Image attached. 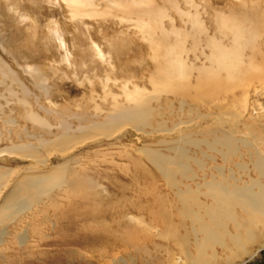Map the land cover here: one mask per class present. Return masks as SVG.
Returning <instances> with one entry per match:
<instances>
[{
	"label": "bare ground",
	"instance_id": "6f19581e",
	"mask_svg": "<svg viewBox=\"0 0 264 264\" xmlns=\"http://www.w3.org/2000/svg\"><path fill=\"white\" fill-rule=\"evenodd\" d=\"M26 1L36 6V0ZM43 1L51 2V0ZM64 1L69 8L70 18L77 21L76 24L73 22L74 30H78L81 23L86 32L88 31L89 24L82 22L84 17H98L121 27L120 35H117L119 38H109L105 43L108 46L106 52L110 55L128 49L129 44L133 43L132 39L130 42L131 34L128 31L134 28L137 34L134 38L139 36L146 42L150 51L149 59L153 64L149 76L139 75L137 69L131 66L123 69L121 66L118 67L121 71L118 70L120 72L117 77L112 78L114 82L119 83L118 90L108 87L111 78L102 80V94L91 92L86 104L90 101L93 104L92 111L102 112L106 109L108 113L102 116L103 122H91L89 128L106 130L125 122L141 127L151 126L152 121L164 114L163 110H171L170 104L174 101V97L189 101L196 107L204 106L207 102L217 104L229 97L234 98L231 95L236 89L242 88L241 90L246 91L252 81H257L259 84L264 82V7L261 6L264 0H236L239 3L226 0L223 9L212 8L208 0H201L200 3L204 4L201 8L203 12H200L196 0ZM20 2L6 0L5 7L0 6L2 19L0 22V140L6 138L5 132H11L16 137L17 129L12 127L17 125L15 121L36 123L45 129H48L47 121H59L62 139L66 140L71 135L67 119L85 124V121L98 118V114L88 112L83 108L86 105L78 102L74 103V107L79 109L78 112H72L70 106H58L54 102L58 96L65 97V95L58 91L51 92L46 86L49 75L37 62L44 57V51L52 52L64 48V27L62 29L56 23L52 24L49 21L45 33L39 36L36 19L33 17L35 7L21 5ZM87 34L89 44H83V48L77 53L78 60L74 63L75 76L93 72L97 67L96 59H103L105 56L103 50L92 39V35ZM40 38L44 39V43L40 42ZM62 59L67 60L65 55ZM47 68L54 75L59 72L53 66ZM110 75L112 77L113 74ZM37 90L40 94H37ZM256 90L258 89L255 88ZM246 92H243L238 103L241 104L246 100ZM96 97H99L98 102L101 100V103L94 100ZM48 104H54L58 109H51ZM198 117H201V114ZM83 127L85 129L86 124ZM195 140L198 142L197 139ZM196 141V144L190 139L186 142L195 146L198 144ZM238 141L232 136L217 135L204 145L208 151L222 148L223 152L218 150V153H223V162L227 164L229 161L226 158L237 153ZM26 145L12 146L15 149L27 147ZM175 151V156L169 158L150 150L142 152L152 161L157 173L171 185H174V176L181 175L184 178L189 171L187 164L191 159L182 148ZM252 166L251 174L254 176H249L244 173L246 170H242V175L238 177L226 171L227 174L229 173L227 175L221 168L216 167L217 175H206L208 179L202 185L194 184L195 187L191 185L194 188L185 185L178 187L177 184L180 182L175 181L174 201H170L171 198L168 201L157 195L158 197L153 200L156 201L154 204L159 205V209H155L154 204H145L148 207L140 206L142 211L139 210L140 212L137 213L146 211L149 224L145 223L144 217H131L130 221L143 225L147 234L151 233V229L161 228L158 236L170 246L166 249L169 262L175 260V263L182 261L184 264H235L249 254L247 248L253 243H264V240L260 241L261 237L264 238V154L262 152L254 155ZM205 171L209 172V170ZM139 173L144 179L154 178L155 174L144 168H139ZM88 174L85 167L75 171L72 166H67L61 171H53L51 175L47 173L42 180L39 178L42 182L38 190L39 195L58 188L57 192L49 197L48 202L40 204V200L35 201V212L43 214L49 209H56L63 202L80 196L92 200L94 193L88 183ZM190 180L194 179L190 177ZM138 192L137 197L142 200L150 198L153 190L146 188ZM114 205L117 204L104 206L103 210L110 209L111 212L113 211L111 209H114L113 214L116 216L120 208ZM123 206L121 209H124ZM138 207L137 205L135 208ZM256 226L262 227V234L253 231ZM130 235L128 233L122 236L123 240L121 239L120 243L123 246L126 240L133 241L134 236L132 235L131 238ZM102 243L104 244L103 241ZM99 254L102 255L101 252Z\"/></svg>",
	"mask_w": 264,
	"mask_h": 264
},
{
	"label": "rangeland",
	"instance_id": "374dc122",
	"mask_svg": "<svg viewBox=\"0 0 264 264\" xmlns=\"http://www.w3.org/2000/svg\"><path fill=\"white\" fill-rule=\"evenodd\" d=\"M18 1H21V5H30L26 0ZM196 1L201 9L204 4L200 3L201 0ZM225 1L208 0L209 5L215 9H223ZM5 2L6 0H0V6L5 7ZM36 2V6L33 5L35 7L33 17L36 19L39 36L45 33L49 21L52 24L56 23L62 29L64 27V48L52 52L44 51L42 61L37 62L49 75L46 86L51 92L58 91L65 95V97L58 96L54 102L58 106H70L72 112L79 111L74 107V103L78 102L86 105L83 108L88 112L98 114V118L85 121V129L84 122L67 119L69 134L71 133L66 138L67 141L62 139L59 121H47L48 129L36 123L15 121L17 125L12 127L17 129L16 137L11 132L4 133L6 138L0 140V264H184L182 261L175 263V260L169 262L166 249L170 246L160 240L158 236L160 227L151 229V233L147 234L143 225L131 222L130 218L144 217L145 223L149 224L146 211L137 213L142 211L140 210L142 206L148 207L146 205L154 204L156 201L153 199L159 195L160 198L167 200L171 198L170 201H174L175 181L180 182L177 184L178 187L202 185L208 179L206 175H217L216 167L221 168L225 174L227 172L234 174L235 177L241 176L242 170H246L245 174L254 176L251 174L254 155L258 152L264 154V82L259 84L257 81H252L250 88L246 89L248 93L245 89H236L231 95L234 98L229 97L224 102L221 101V104L217 103L218 105L207 102L204 106L196 107L189 101L174 97V101L170 104L171 110H163L164 114L152 121L151 126L141 127L125 122L118 125L120 127L115 126L106 130L89 128L91 122H103L102 116L108 113L106 109L105 112L102 111L104 114L101 111H92L93 104L90 101L86 104L91 92L101 95L102 80L107 77L111 78L108 87L118 90L119 83L114 82L113 79L123 67L131 66L137 69L139 75L149 76L153 64L149 59L148 45L139 36L134 38V35H137L136 30L130 28L128 32L131 34L130 42L132 39L133 43L129 44L126 51L110 55L106 52L105 43L109 38H119L117 35H120V26L98 17H84L82 22L89 24L88 31L86 32L81 23H79L80 28L74 30L73 26L77 21L70 18V11L64 0H51L50 3L43 0ZM234 2L239 3L236 0ZM261 6L264 7V4ZM200 12L203 10L201 9ZM87 33L92 35V39L103 50L105 56L103 59H96L97 67L93 72L86 73L87 76L85 73L75 76L74 63L78 60L77 53L83 48V44H89ZM40 42L44 43V39L40 38ZM186 46L188 48V45ZM64 55L67 60L62 59ZM51 66L59 70L56 75L47 68ZM109 73L113 74L112 77ZM254 87L258 89L257 92ZM147 88L151 89L148 84ZM243 92L247 93L246 100L240 104L238 99H241ZM37 94L40 92L38 91ZM98 99L99 97H96L94 100L98 102ZM58 106L48 104V107L54 110L58 109ZM200 114L201 117H198ZM217 135L232 136L233 139L239 140L236 143L237 153L226 158L229 161L227 164L223 162L221 147L216 151L205 149V142L211 141ZM189 139L191 142L194 141L193 143L195 139L198 140L196 142L200 144H194L197 149L186 142ZM11 144H27V147L14 149ZM180 148L191 157L187 164L189 173L187 172L184 178L181 175L174 176V185L169 184L161 174H158L152 161L142 153L150 150L169 158L175 156V150ZM206 155L214 156L209 158ZM66 165L72 166L75 171H80L82 167L87 168L88 183L93 189L94 198L91 200L80 196L70 201H62L63 203L56 209H49L43 214L35 212V201L40 200V204L48 202L49 197L57 192L58 188L39 195L41 180L47 173L51 175L53 171H61L67 167ZM139 168L155 172L154 178H156L144 179L139 173ZM190 177L194 180H190ZM146 188L153 190L155 195L153 196L152 193V198L139 199L138 191ZM114 203L117 204L114 207L120 208V213L118 212L116 216L113 214L114 209H111L113 210L111 212L110 209L103 210L104 206ZM121 205H124V209H121ZM137 205L138 209H136ZM154 208L159 209V205ZM253 231L257 234L263 233L261 226H256ZM128 233L131 234V238L134 236L133 241L126 240L123 246L120 240ZM261 240L264 238L261 237ZM247 250L250 251L249 254L235 264H264V243H253ZM217 252L220 254L219 251Z\"/></svg>",
	"mask_w": 264,
	"mask_h": 264
}]
</instances>
